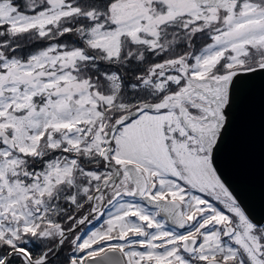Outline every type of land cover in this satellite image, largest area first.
Returning a JSON list of instances; mask_svg holds the SVG:
<instances>
[{
	"label": "snow or ice",
	"instance_id": "1",
	"mask_svg": "<svg viewBox=\"0 0 264 264\" xmlns=\"http://www.w3.org/2000/svg\"><path fill=\"white\" fill-rule=\"evenodd\" d=\"M257 75L264 0H0V264H264L219 168Z\"/></svg>",
	"mask_w": 264,
	"mask_h": 264
},
{
	"label": "water",
	"instance_id": "2",
	"mask_svg": "<svg viewBox=\"0 0 264 264\" xmlns=\"http://www.w3.org/2000/svg\"><path fill=\"white\" fill-rule=\"evenodd\" d=\"M257 75L256 94L250 111L242 119L235 138L234 151L221 154L222 178L253 222L264 223V98Z\"/></svg>",
	"mask_w": 264,
	"mask_h": 264
},
{
	"label": "rangeland",
	"instance_id": "3",
	"mask_svg": "<svg viewBox=\"0 0 264 264\" xmlns=\"http://www.w3.org/2000/svg\"><path fill=\"white\" fill-rule=\"evenodd\" d=\"M37 47L38 45H32V46H29V45H25V49H24V55H27L29 52L31 51H35L37 50ZM107 217V212H105V217ZM103 220H100V221H93L92 224H88V225H85L81 228L80 231H77L76 232V235H85L86 233H88L89 231L91 230H95V228H99L100 225L102 224ZM264 225V224H263ZM70 244H66L64 247H63V251H62V255L60 258V261H63V259L70 253Z\"/></svg>",
	"mask_w": 264,
	"mask_h": 264
},
{
	"label": "trees",
	"instance_id": "4",
	"mask_svg": "<svg viewBox=\"0 0 264 264\" xmlns=\"http://www.w3.org/2000/svg\"><path fill=\"white\" fill-rule=\"evenodd\" d=\"M200 42H198V44H199ZM121 74H123L122 72H121ZM29 247H32L33 249L35 248V246L34 245H32V246H29ZM60 257H61V255H60ZM62 258V257H61Z\"/></svg>",
	"mask_w": 264,
	"mask_h": 264
}]
</instances>
